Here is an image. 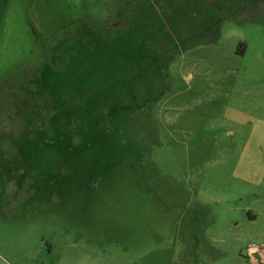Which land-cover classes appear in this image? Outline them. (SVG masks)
<instances>
[{"label": "rangeland", "instance_id": "rangeland-1", "mask_svg": "<svg viewBox=\"0 0 264 264\" xmlns=\"http://www.w3.org/2000/svg\"><path fill=\"white\" fill-rule=\"evenodd\" d=\"M14 5L0 0V264H251L264 0H111L78 25Z\"/></svg>", "mask_w": 264, "mask_h": 264}, {"label": "crops", "instance_id": "crops-1", "mask_svg": "<svg viewBox=\"0 0 264 264\" xmlns=\"http://www.w3.org/2000/svg\"><path fill=\"white\" fill-rule=\"evenodd\" d=\"M13 1L15 4L14 10L19 9V8H24L27 11V8H28V12L30 10L32 12L33 8L31 5L34 2V0H26V1H28L27 3L24 0H13ZM49 1H51V3H47ZM110 1L111 0H41V2H43V4L45 6H48V8L60 10L61 14L64 15L65 18H67V17L71 18V19H73V21L77 20V22H76L77 25L82 22V21H80L82 18H86L88 16L87 11H90V9H92V7H94L95 5H99L100 3H108ZM155 2L157 3V6L163 7V11L164 10L167 11L166 8L167 9L170 8V6L173 3V0H155ZM53 3H56L58 6H60V8H58L57 6L52 7L51 5ZM28 4H30V6ZM33 6H35V5L33 4ZM105 8L109 9V5L105 4ZM157 13L158 12L154 9L153 22L155 21L154 18H155ZM30 16L33 17V14H31ZM26 18L28 19V16H26ZM56 20H57V18H56ZM84 20H87V19H84ZM29 21H30V23H29V26H27V30H26L27 34L28 33H30L31 35L36 34V33L37 34H44V31H42V27H40L37 22H31V20H29ZM100 22H102L101 24H104L103 20ZM49 23H51V22H49ZM105 25L108 26V23H106ZM47 42H48V40L44 37L42 42L39 44L38 54H40V52L43 50V48H46ZM20 51H21V49H20ZM39 56L40 55L36 56L35 58L31 57V59L36 60ZM22 65H23V63H22Z\"/></svg>", "mask_w": 264, "mask_h": 264}, {"label": "built area", "instance_id": "built-area-1", "mask_svg": "<svg viewBox=\"0 0 264 264\" xmlns=\"http://www.w3.org/2000/svg\"><path fill=\"white\" fill-rule=\"evenodd\" d=\"M246 249L251 264H264V247L248 246Z\"/></svg>", "mask_w": 264, "mask_h": 264}]
</instances>
